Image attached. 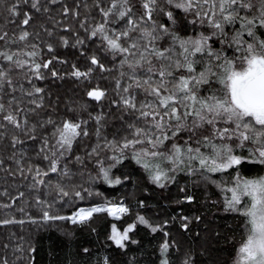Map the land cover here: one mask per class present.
<instances>
[{
	"label": "snow or ice",
	"instance_id": "snow-or-ice-1",
	"mask_svg": "<svg viewBox=\"0 0 264 264\" xmlns=\"http://www.w3.org/2000/svg\"><path fill=\"white\" fill-rule=\"evenodd\" d=\"M57 2L51 0L53 4ZM166 2L173 4V0ZM25 6L39 12L42 4L41 0H12L7 11L14 18V23L15 18H19V32L9 36L7 31L0 29V41L5 43V47L0 49V120L7 121L26 136L25 140L13 135V147L23 146L30 140L36 145V158L47 162L46 170L39 165L27 169L34 173L32 187L45 185L44 177L50 173L69 175L67 165L61 162L72 154L74 145L89 137V121H94L92 135L96 142L86 155L89 158L99 157L105 150L113 153L108 158L111 162L107 167L103 160H97L99 176L109 185L123 183L120 177L113 178L110 173L127 158L129 150L132 159L141 164L149 172L151 181L160 187L172 181L177 171L197 170L192 167L193 162H198V169L206 173L232 170L234 174L230 184L225 182L223 186H217L224 193V210L243 217L245 234L233 264H264V174L246 176L240 171L244 164L264 165V0H181L175 4L176 8L194 12L200 24H207L211 29L208 34L201 32L195 37H181L165 25H157L153 14L158 10V0H139V13L134 11L136 5L132 0H93L92 8L98 12L100 19L93 17L92 25L85 27L88 22L85 18L80 27L88 40L98 38L100 46L113 59L121 57V71L115 80L116 98L110 103L123 113L119 119L127 134H120L118 130V135L111 139L102 133L106 119L103 112L97 115L89 113L84 119L70 108L69 113L73 114H66L59 120L48 117L39 124L30 123L27 113L35 112V108L26 111L20 107L22 101L14 94L19 91L22 96L32 98L30 104L43 107L44 89L32 84V79H44L42 69L60 78L52 66L54 62L67 61L54 54L52 44L45 45L47 51L53 53L51 58H40V44L30 41L31 37H38L39 34L29 30L33 16L30 11L24 10ZM44 11L48 9L45 7ZM63 11L67 14L73 9L65 5ZM74 15L79 16V11ZM166 15L172 19V12ZM48 34L51 35L50 32ZM165 36L171 46H158ZM61 42L65 47L69 45L67 37H62ZM215 43L223 47L217 50L213 47ZM12 45L17 47L13 49ZM82 45H85V39L77 35L72 46ZM198 54L206 60L196 59ZM81 55L88 64L83 70L71 64L72 77L90 80L96 71H110L97 55H89L85 51H81ZM198 64L201 65L199 71ZM16 70L22 71L30 89H25L23 83H14L13 72ZM202 89L205 94H202ZM6 90L12 97L7 107L3 103ZM86 95L102 102L108 92L97 84L90 87ZM83 110L86 111V107ZM124 115L129 117L130 122L124 120ZM6 127L0 123V129ZM37 127L43 130L39 136L36 135ZM204 130L208 134L201 135ZM181 133H187V138L180 137ZM178 138L183 142H177ZM168 141H172L170 147H166ZM201 148L209 151L202 152ZM25 156L27 150L21 147L20 159H16L15 154L12 159L21 165ZM75 160L83 163L81 156H75ZM166 162L169 166L163 167ZM3 163L0 159V165ZM19 170L23 175L24 168ZM49 186L54 188L66 206L72 205L75 199L85 200L93 195L82 186L66 189L59 182ZM186 199L191 201L193 197L187 196ZM37 203L45 206L41 208L40 216L44 222L70 221L84 225L97 213H106L119 220L130 212L122 200L105 199L102 204L76 207L67 216L53 214V205L47 201L37 198ZM11 206L0 205L2 208ZM18 211L24 212L25 209L21 207ZM29 219L32 223L37 222L30 216ZM12 223L22 224L24 221L0 220V224ZM166 223L153 226L144 216L137 215L122 230L113 224L109 239L118 249H126L130 242L138 243L130 235L137 224L146 225L152 232H163ZM182 227L188 228L187 217L183 218ZM167 235L165 232V239L159 246V264H173L169 252L176 248V242H169ZM176 250L179 251L178 248ZM88 251L84 249L85 253ZM2 264H8L7 260H3ZM97 264H111V259H98ZM181 264H191V257L182 260Z\"/></svg>",
	"mask_w": 264,
	"mask_h": 264
},
{
	"label": "trees",
	"instance_id": "trees-1",
	"mask_svg": "<svg viewBox=\"0 0 264 264\" xmlns=\"http://www.w3.org/2000/svg\"><path fill=\"white\" fill-rule=\"evenodd\" d=\"M132 2L136 5L134 11L139 13V0ZM11 3L12 0H0V29L7 31L9 36L19 32L17 27L19 18H15L14 23V18L7 11ZM92 3L93 0H58L53 4L51 0H41L42 7L39 12L25 6L24 10L30 11L33 16L29 30L39 34L38 37H31L30 41L40 44L42 49L40 58L45 60L51 58L53 53H49L45 45L52 44L54 54L67 63L54 62L52 66L60 78L53 77L48 70L42 69L45 78L32 79V84L44 89L43 107L37 108L36 105L30 104L29 100L32 98L22 96L19 91L14 95L22 101L20 107L26 111L35 108V112L27 113L30 123L39 124L48 117L59 120L66 114H73L69 113L70 108L75 109L76 114L84 119L88 118L89 113L97 115L103 112L106 119L103 122L102 133L111 139L118 135V130L120 134H127L119 119L123 113L110 103L116 98L115 80L119 78L121 71L119 67L121 57L113 59L112 55L100 46L98 38L88 40L80 27L85 18L88 21L85 27L92 25L93 17L96 20L100 19L98 12L92 8ZM65 5L73 9V12L65 14L63 11ZM45 7L48 9L47 12L44 11ZM76 11H79V16L74 15ZM167 12H172L171 20L166 15ZM153 19L157 25H165L181 37H195L201 32L208 34L211 31L207 24H200L194 12L176 8L173 4H167L166 0H158V10L153 14ZM77 35L85 39V45L72 46ZM62 37H67L69 41L67 47L63 46ZM158 46L169 47L171 42L165 36L158 42ZM4 47V41H0V49ZM11 47L15 49L17 46ZM213 47L219 50L223 46L215 43ZM81 51L97 55L110 71H96L90 80L72 77L71 64H76L82 70L88 64ZM231 53L232 50L229 49V54ZM196 59L206 60V57L201 58L198 54ZM197 70H201L200 64L197 65ZM13 78L17 85L23 83L25 89H30L31 86L21 70L14 71ZM97 84L108 92L102 102H96L86 95V91ZM202 94H205L204 89ZM11 98V94L6 90L3 95L6 107ZM12 107L15 108L16 104L13 103ZM85 107L86 111L83 110ZM124 120L129 121V117L124 115ZM0 123L7 125L5 129H0V133H3L0 135V159L4 161L0 165V205H12L10 208L0 207V220L24 221L22 224H0V264L5 259L8 264H97L98 259L102 260L105 257L111 259V264H159V246L165 239V232L168 234L169 242H176V248L170 249L169 252V259L173 264H181L187 257H191V264H233L237 248L245 234L243 217L224 210V193L221 187L217 186L218 184L223 186L225 182L230 184L231 175L234 174L232 170L226 173H206L198 167H193L197 170L177 171L172 181L165 182V186L160 187L151 181L149 172L132 159L129 150L126 153L127 158L112 168L110 173L113 178L120 177L123 183L109 185L99 176L97 160H103L107 167L111 162L108 158L113 153L105 150L99 157L89 158L86 155L90 146L96 142L92 135L95 122L89 121V137L84 138L79 145H74L72 154L61 162L62 165H67L69 175L50 173L48 177H44L45 185L32 187L35 182L34 173L28 172L27 169L39 165L46 170L47 162L36 158V145L30 140L23 146L13 147L12 136L18 135L26 140L25 134L9 125L7 121L0 120ZM42 131L37 127L36 135L39 136ZM206 134L207 130L201 132V135ZM180 137L186 139L187 133H181ZM177 142L183 140L178 138ZM171 143L172 141L166 142V147H170ZM21 147L27 150V156L23 158L21 165H18L16 159H20ZM14 154L16 159H12ZM75 156H81L83 163H78ZM162 166L169 165L166 162ZM21 167L24 168L23 175L19 170ZM240 171L246 176L264 174V165L244 164ZM57 182L66 189L82 186L93 195L86 197L85 200L75 199L72 205L66 206L54 188L49 186ZM20 193L24 195L20 196ZM187 196H192L193 199L188 201ZM37 198L53 205L52 213L62 216L70 215L76 207L102 204L105 199L124 201L130 212L119 220L106 213H97L84 225L73 224L70 221L44 222L40 216L41 208L45 206L38 204ZM21 207L25 209L24 212L18 211ZM137 215L144 216L153 226L167 223L163 232H152L146 225L137 224V228L130 235L131 239L138 243L130 242L126 249H118L109 239L111 226L115 224L122 230L127 224L132 223ZM29 216L37 222L32 223ZM184 217L188 218L187 229L182 227ZM33 248L35 251H30ZM85 248L89 250L87 253L84 252Z\"/></svg>",
	"mask_w": 264,
	"mask_h": 264
},
{
	"label": "rangeland",
	"instance_id": "rangeland-1",
	"mask_svg": "<svg viewBox=\"0 0 264 264\" xmlns=\"http://www.w3.org/2000/svg\"><path fill=\"white\" fill-rule=\"evenodd\" d=\"M179 2H181V0H173V6H175V4L179 3ZM209 43H211V41ZM201 151L202 152H207L209 150L206 149V148H201ZM192 167H198V162H193V166Z\"/></svg>",
	"mask_w": 264,
	"mask_h": 264
}]
</instances>
